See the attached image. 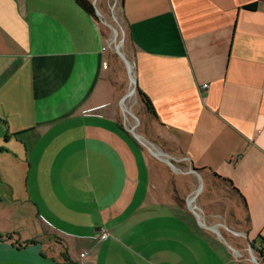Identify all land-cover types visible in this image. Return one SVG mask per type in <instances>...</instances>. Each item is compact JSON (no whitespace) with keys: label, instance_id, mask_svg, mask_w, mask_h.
I'll use <instances>...</instances> for the list:
<instances>
[{"label":"crops","instance_id":"1","mask_svg":"<svg viewBox=\"0 0 264 264\" xmlns=\"http://www.w3.org/2000/svg\"><path fill=\"white\" fill-rule=\"evenodd\" d=\"M100 1L97 22L73 0H0V264H260L221 227L264 259V0L118 6L130 61L119 54L152 101L155 134L232 182L246 232L195 219L127 127L103 24L118 0ZM81 164L88 205L63 193L64 168ZM107 210L109 226L94 215Z\"/></svg>","mask_w":264,"mask_h":264},{"label":"rangeland","instance_id":"2","mask_svg":"<svg viewBox=\"0 0 264 264\" xmlns=\"http://www.w3.org/2000/svg\"><path fill=\"white\" fill-rule=\"evenodd\" d=\"M92 2L95 5L96 0H92ZM101 2L102 0L100 3ZM118 6L119 0L116 3V6L113 4L111 5V8L113 9L110 8L109 16L107 19H103V24L106 30L110 33V40L112 41L110 49L114 53L111 63L109 64L110 77L115 84L116 93L124 96L121 99V105L119 104L124 122L127 123V127L130 129L132 128L134 132L139 133L141 140L151 148L152 152L154 151L153 154L149 150V155H151L150 157L153 163L161 166L162 172L165 176L179 183L177 186L178 192L181 193L186 200V203H188H185V206L195 219H198L196 214V212H198L200 216L202 215V220L205 217V219L212 224H223L228 228H234L246 232L249 227V221L247 219L248 214L246 213L244 204L237 193L228 184L217 180L207 170H197L196 172H193V165L164 140L161 138L158 139L155 134L154 130H157L158 127L155 118L147 111L137 92L133 90L136 86L135 82L129 77L126 63L121 58L117 49V46H119L121 54L129 60L125 52V45L128 41L127 28L121 20ZM50 157L52 158V155H50ZM60 163L61 165L65 164L66 160L62 159L60 160ZM69 164L75 166L78 162L72 158L69 161ZM66 166L69 165L66 164ZM86 168L87 167L83 166V164H81L80 169L74 172L68 167L64 168V178L66 180H71V185L66 183L63 190L65 199H68V195H70L72 199L73 197H77L78 199L81 198L80 201L84 204L89 196L93 197L92 193L89 191V176ZM73 177H75L77 182ZM69 188L74 190L70 192ZM191 193H193V195H191ZM86 205L88 204L86 203ZM103 214L104 216H109L104 217L105 222L109 226L110 221L112 220L110 217L111 211H99L97 215H94L96 218L102 219L101 224H104ZM113 220L117 222L119 218L115 216ZM94 221L96 222V220ZM17 230L21 232L32 231V229L27 227L25 223H17ZM221 233L230 240L232 244H235V241H239L243 247L242 252L244 256L260 263L259 253L253 249H247V243H244L246 238L243 239L242 237H239L237 238L238 240L236 238L234 239V236H232L233 234L224 229V227H221ZM45 250L47 251V247ZM39 256L43 259L42 255ZM249 264H256V262Z\"/></svg>","mask_w":264,"mask_h":264},{"label":"trees","instance_id":"3","mask_svg":"<svg viewBox=\"0 0 264 264\" xmlns=\"http://www.w3.org/2000/svg\"><path fill=\"white\" fill-rule=\"evenodd\" d=\"M84 12H86L88 15H90L92 18H94L97 22H100L99 20V16L97 15V11H96V7L94 5V3L92 2V0H73ZM257 6V4H251V5H247V6H244L245 9H255ZM136 91H137V94L138 96L140 97V100L141 102L145 105V108L147 109V111L154 117V118H158L157 116V113L154 109V106L152 104V101L150 100V98L141 90L139 89L138 87L136 88ZM193 169H196L198 171H206L208 170V168H195L193 167ZM209 172L217 179V180H220L226 184H228L236 193L237 195L239 196V198L241 199V201L243 202L244 204V207L245 209L247 208L246 207V201L243 197V195L238 191V189H236V187H234L232 185V182L225 178V177H222L221 175H218L217 173H214L211 169H209ZM247 219L248 221L250 222V218H249V215L247 216ZM1 239V237H0ZM33 241V240H32ZM31 241V242H32ZM262 251V250H261ZM66 259L67 256H68V253L65 252L64 253ZM69 261V260H68ZM260 263L261 264H264V259H261L260 260Z\"/></svg>","mask_w":264,"mask_h":264},{"label":"built area","instance_id":"4","mask_svg":"<svg viewBox=\"0 0 264 264\" xmlns=\"http://www.w3.org/2000/svg\"><path fill=\"white\" fill-rule=\"evenodd\" d=\"M208 87V84H204L203 86H202V88L204 89V88H207ZM109 237V233L108 232H105V233H103L102 235H101V239H107ZM85 255V253H83V254H81V256L83 257Z\"/></svg>","mask_w":264,"mask_h":264},{"label":"water","instance_id":"5","mask_svg":"<svg viewBox=\"0 0 264 264\" xmlns=\"http://www.w3.org/2000/svg\"><path fill=\"white\" fill-rule=\"evenodd\" d=\"M117 49H118V51H119V46H117ZM120 52V51H119ZM129 66V65H128ZM193 172H196L197 170L196 169H193L192 170Z\"/></svg>","mask_w":264,"mask_h":264},{"label":"bare ground","instance_id":"6","mask_svg":"<svg viewBox=\"0 0 264 264\" xmlns=\"http://www.w3.org/2000/svg\"><path fill=\"white\" fill-rule=\"evenodd\" d=\"M130 107V106H129Z\"/></svg>","mask_w":264,"mask_h":264}]
</instances>
